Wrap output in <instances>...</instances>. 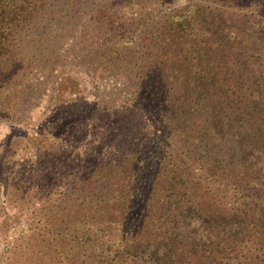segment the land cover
<instances>
[{
  "label": "trees",
  "instance_id": "trees-1",
  "mask_svg": "<svg viewBox=\"0 0 264 264\" xmlns=\"http://www.w3.org/2000/svg\"><path fill=\"white\" fill-rule=\"evenodd\" d=\"M103 1L113 9L129 0ZM52 2L0 0V123L29 89L5 92L23 59L14 42ZM211 2L152 21L150 37L138 26L108 28L114 46L102 64L125 62L143 78L156 72L139 89L162 123L152 140L161 136L165 148L143 164L147 136L134 135L117 162L91 163L74 183L71 200L96 211L83 208L81 225L72 223L83 264H264V0ZM183 37L193 38L189 49ZM151 41L147 59L161 66L136 69L146 62L136 48Z\"/></svg>",
  "mask_w": 264,
  "mask_h": 264
},
{
  "label": "rangeland",
  "instance_id": "rangeland-1",
  "mask_svg": "<svg viewBox=\"0 0 264 264\" xmlns=\"http://www.w3.org/2000/svg\"><path fill=\"white\" fill-rule=\"evenodd\" d=\"M193 1L212 4L129 0L110 9L103 0H81L74 7L69 0H53L26 32L29 37L17 36L14 49L23 46L22 64L5 92L13 86L29 89L14 99L12 113L0 123V264H83V250L73 256L72 223L82 222L83 208L89 215L96 211L88 200L86 205L71 200L74 183L91 163L117 162L134 135L147 136L148 143L140 146L143 164L158 160L165 148L161 136L152 140L162 123L139 89L141 79L150 81L156 72L143 78L125 62L106 66L102 51L114 46L109 38L119 29L138 26L139 34L150 37L151 26L157 27L152 21ZM145 17L148 27L139 24ZM113 22L118 27L109 37ZM180 41H186V50L193 38ZM153 43L136 48L146 58L136 69L161 66L147 59Z\"/></svg>",
  "mask_w": 264,
  "mask_h": 264
}]
</instances>
